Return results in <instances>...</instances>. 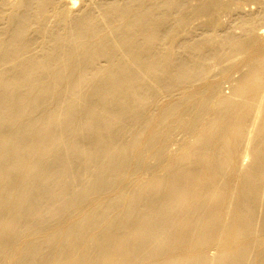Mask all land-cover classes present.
<instances>
[{"label":"bare ground","instance_id":"obj_1","mask_svg":"<svg viewBox=\"0 0 264 264\" xmlns=\"http://www.w3.org/2000/svg\"><path fill=\"white\" fill-rule=\"evenodd\" d=\"M80 1L0 0V264H264V0Z\"/></svg>","mask_w":264,"mask_h":264},{"label":"rangeland","instance_id":"obj_2","mask_svg":"<svg viewBox=\"0 0 264 264\" xmlns=\"http://www.w3.org/2000/svg\"><path fill=\"white\" fill-rule=\"evenodd\" d=\"M66 1H67V0H66ZM68 1H69V0H68ZM73 1H74V3H78L77 6L81 4V1H80V0H78V2H76L77 0H73ZM79 2H80V4H79Z\"/></svg>","mask_w":264,"mask_h":264}]
</instances>
